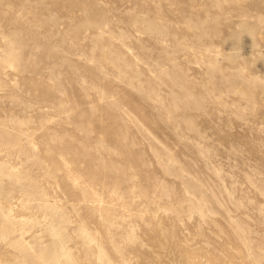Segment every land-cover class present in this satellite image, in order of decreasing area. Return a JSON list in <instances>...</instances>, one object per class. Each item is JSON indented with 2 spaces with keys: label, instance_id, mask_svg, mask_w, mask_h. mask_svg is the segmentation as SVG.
<instances>
[{
  "label": "rangeland",
  "instance_id": "rangeland-1",
  "mask_svg": "<svg viewBox=\"0 0 264 264\" xmlns=\"http://www.w3.org/2000/svg\"><path fill=\"white\" fill-rule=\"evenodd\" d=\"M0 264H264V0H0Z\"/></svg>",
  "mask_w": 264,
  "mask_h": 264
}]
</instances>
